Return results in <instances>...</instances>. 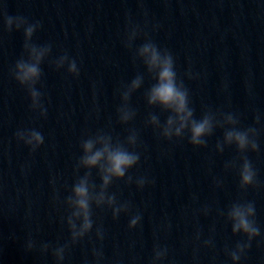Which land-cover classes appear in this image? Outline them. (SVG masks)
<instances>
[{
    "label": "water",
    "instance_id": "95a60500",
    "mask_svg": "<svg viewBox=\"0 0 264 264\" xmlns=\"http://www.w3.org/2000/svg\"><path fill=\"white\" fill-rule=\"evenodd\" d=\"M5 15L38 22L31 42L51 46L36 84L44 116L30 109L26 90L11 75L24 37L22 29L4 30ZM131 24L142 30L135 39L127 37ZM146 39L172 54L195 119L206 110L218 111L216 121L223 120L219 112L233 113L238 127L259 130L258 150L247 153L256 187L239 188L238 162L225 168L237 153L234 146L216 151L223 128L205 138L206 146L193 147L187 132L165 140L146 123L150 114L161 124L170 114L144 98L155 81L134 52ZM65 53L76 61L78 76L52 63ZM138 74L143 83L128 101L135 116L121 124L120 93ZM22 129L41 132L43 144L32 151L18 142L15 133ZM133 130L140 154L127 173L133 182L116 180L108 189L118 202H129L130 211L113 219L110 210L94 208L93 230L66 251L63 264H96L93 248L102 253L99 264H150L154 245L167 249L157 264H232L226 249L244 237L232 234L221 213L238 200L254 203L261 236L237 264H264V0H0V264H55L51 248L41 253L39 247L68 241L63 201L85 171H75L80 142L91 137L95 151L103 146L97 132L115 142ZM140 177L147 182L138 189ZM91 181L98 188L96 169ZM136 214L141 220L130 230ZM97 226L103 240L95 237Z\"/></svg>",
    "mask_w": 264,
    "mask_h": 264
},
{
    "label": "clouds",
    "instance_id": "9594fccd",
    "mask_svg": "<svg viewBox=\"0 0 264 264\" xmlns=\"http://www.w3.org/2000/svg\"><path fill=\"white\" fill-rule=\"evenodd\" d=\"M39 26L38 22L29 23L26 18L21 16L5 15L3 21L5 31L23 30V53L11 69V75L26 90L30 100V109L38 111L40 116H44L46 109L41 102L42 94L36 88V84L41 77L40 65L51 52V46L48 44L37 46L31 42V38ZM141 31L139 25L131 24L127 37L131 34L135 39ZM126 46L131 47V42L127 41ZM134 59L142 63L146 74L155 81L144 93L147 105L149 107L158 106L161 111L170 113L163 124L153 114L149 115L146 123L158 131L159 136L165 140L182 139L187 132L188 143L193 147L206 146L205 138L210 136L214 129L223 128V138L222 141H217L216 151L218 153L223 152L225 147L234 146L237 153L234 160L225 164V168H236L238 162L239 188L245 190L249 187H256L257 173L247 153L258 150L257 136L259 130L255 126L238 127L239 117L233 113L219 112L223 120L216 121L215 114L218 111L206 110L198 120L195 119L194 109L190 107L188 89L177 78L172 54L167 49L159 48L150 39H146L135 50ZM52 63L57 70L66 64L68 74L79 75L76 61L69 59L66 53L60 55ZM143 80L144 76L138 74L121 91V105L116 110L119 123L126 124L135 116V112L129 107L128 101L132 93L141 87ZM259 122L260 116L257 114L254 117V124ZM95 135L98 140L103 142V146L93 151L95 141L91 137L82 139L79 145L82 155L75 165V171L79 172L80 169H85V171L82 176L75 180L70 194L63 201L67 211L64 223L69 233L68 241L61 246L52 247L44 243L39 247L41 253H47L51 248V256L54 258L55 264H63L66 251L83 240L93 230L95 223L93 219L94 208L110 210L113 219H116L121 213L130 211L129 202H118L116 195L109 193L108 189L116 180L124 179L126 184L133 182V177L127 173L140 160V154L134 150L137 144V133L134 130L130 131L124 141L117 139L115 142L110 135L103 132H97ZM15 138L18 142H23L32 151H35L44 142L43 134L35 129L17 130ZM92 169H96V174L100 180L98 188L91 181ZM125 177L127 178L125 179ZM146 182L145 177L135 180L138 189L143 188ZM221 215L224 216L226 222L230 223L233 235L240 234L244 237L243 240L235 244L232 250L226 249V254L232 264H237L251 246L252 241L261 236V229L255 219V206L251 201L242 202L238 200L233 202L226 213L222 212ZM140 220L139 214L132 215L128 222V228L133 229ZM95 237L98 241L103 240L104 232L100 226L95 229ZM197 239H199V234H197ZM210 243V240L204 241L205 246ZM34 247L35 242L29 239L25 245L26 250L31 251ZM92 255L96 264H99L102 253L93 248ZM166 255V248L154 245L150 264H157Z\"/></svg>",
    "mask_w": 264,
    "mask_h": 264
}]
</instances>
